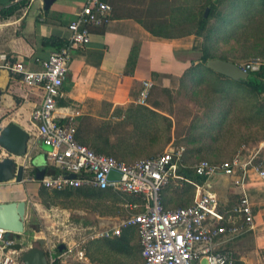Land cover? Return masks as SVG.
Segmentation results:
<instances>
[{"label": "crops", "instance_id": "1", "mask_svg": "<svg viewBox=\"0 0 264 264\" xmlns=\"http://www.w3.org/2000/svg\"><path fill=\"white\" fill-rule=\"evenodd\" d=\"M102 1L113 8L110 21L92 27L91 43L85 49L73 52L63 96L57 105L56 114L62 123L74 120L77 125L84 123L85 126L87 124L92 126L94 129H90L91 131L96 129L101 131L103 128L101 134L113 146L110 153L123 159L140 157V154L145 152L146 145L143 144L145 139L141 141L136 132L144 119V108L135 104L143 82L151 80L155 85L153 91L157 89L171 94L174 96L173 101H176L172 105L174 110L171 111L161 109L157 102L150 103L146 108L147 112L162 115L172 122L171 142L176 139L189 144L210 141L199 138L204 135L201 131H190L191 122L196 116L198 117L196 119H217L220 121L218 127L224 125L230 127L225 131L207 132L210 135H225L229 137L226 142H243L248 139L246 137L251 135L250 132L244 133L232 128L238 126L234 124L235 112H239L237 120L243 123L247 120L250 122L248 125L253 124L251 113L257 120L261 114L253 113L255 105L246 104L244 98L242 101L240 99L235 101V97L245 96L243 91L233 87L185 89L179 86L187 72L203 65V43L200 36L201 0ZM85 2L86 0H57L49 10H45L43 0H16L6 7L20 4L17 13L9 19L0 17V52L24 60L29 70H40L43 62L56 51L55 47L45 45L44 42L52 37L68 42L71 36L69 25L77 18ZM0 90L2 91L0 131L13 123L19 125L31 135L29 151L33 147L37 153L42 152L43 147L47 150L44 151L47 157L49 148L37 138L32 121L33 111L42 104V92L25 87L20 78L2 69ZM198 93L215 96L218 102L198 103L195 97ZM168 104L170 105V99ZM133 107L135 108L132 109ZM199 110L202 113H196ZM130 126L132 132H129ZM237 135L243 137L235 139ZM117 147H120V150H117ZM123 147L128 148L125 157L120 155ZM186 152L187 150L184 159ZM35 156L36 153L31 157L28 152L26 157L17 161L27 164L30 160L31 165V160L35 159ZM6 157L8 154L2 155V158ZM47 173L52 172L47 169ZM33 174L35 175L34 171ZM242 174L239 172L236 176L219 175L215 180L207 179L202 185L205 192L217 194L222 210L233 209L239 204L241 197L242 190L235 184ZM245 188L253 205L256 228L254 230L245 228L238 236L231 233L220 236L215 242V248L230 252L236 264H264V179L252 165L248 167ZM23 200L26 199L22 196L16 199L8 191L0 192V203ZM25 232L17 237L23 254L31 247V245L28 248L24 247ZM125 232L129 237L127 251L120 253L111 249L110 241L119 239ZM52 234L44 239L45 250L48 256V251H52L53 257L57 259L56 264H93L82 246L83 240L79 242L70 235L68 240L63 242L61 237L64 235L59 234L57 237ZM122 235L110 238L93 235L91 238L100 239L102 242H98V245L111 252L129 257L133 256L135 246L139 260L144 264L137 228H126ZM37 237L42 238V234L35 238ZM60 246L62 249L58 251Z\"/></svg>", "mask_w": 264, "mask_h": 264}, {"label": "built area", "instance_id": "2", "mask_svg": "<svg viewBox=\"0 0 264 264\" xmlns=\"http://www.w3.org/2000/svg\"><path fill=\"white\" fill-rule=\"evenodd\" d=\"M112 11V6L102 0H86L77 18L69 25L71 36L68 45L52 52L40 70H29L24 60L0 52V69L20 78L25 87L42 92V104L33 111L32 121L37 138L49 148L47 167L54 168L56 172L47 173L41 181L33 175L30 181L39 182L43 188L53 192L111 189L142 197V205H123L132 212L131 215L94 236L120 237L124 229L136 227L144 264H236L230 252L215 248V242L227 233L238 236L245 228H256L253 205L245 188L251 161L243 162L241 156L237 155L222 163L201 160L192 167L197 176L206 179L243 173L235 184L242 193L239 204L233 209L222 210L217 194L205 192L203 185L188 180L197 189L193 204L168 209L163 204L162 192L171 183L186 180L180 174L181 167L189 168L183 164L185 147L170 148L156 157L126 163L81 144L76 138V121L62 123L56 114L73 52L85 49L91 43V28L109 22ZM238 66L249 75L259 72L264 60L256 58ZM154 86L151 80L143 82L136 101L138 105H148ZM5 153L8 154L3 150V155ZM254 167L264 179V170ZM112 172L119 177L110 179ZM72 174L74 178L70 177ZM58 225L65 226L61 222L53 226L52 235H64L61 237L64 242L71 233L61 231ZM11 234L0 229V264H24L23 248ZM48 252L49 264H56L57 259L53 257L52 251Z\"/></svg>", "mask_w": 264, "mask_h": 264}, {"label": "rangeland", "instance_id": "3", "mask_svg": "<svg viewBox=\"0 0 264 264\" xmlns=\"http://www.w3.org/2000/svg\"><path fill=\"white\" fill-rule=\"evenodd\" d=\"M221 0H201V16H205L207 10H209L207 18H210V27H214V32L208 34L207 31L201 32V38L203 43V49L207 48L209 56L220 58L224 57L229 61L242 65L250 60L261 58L264 60V15L262 13L252 14L250 10L259 9L258 7L248 8V0H224L221 4ZM210 3L216 4L217 7H209ZM226 3V4H225ZM225 4V5H224ZM249 11V14H248ZM257 12V11H252ZM261 20V21H260ZM200 73H204V76L200 79L202 81L197 82V88H225L231 86L229 81H224L217 76L209 73L205 69V65H202ZM199 79V80H200ZM220 81V82H219ZM179 86L181 88L189 89L194 87L195 83L191 82V79L185 78L180 81ZM178 95H176L177 99ZM189 97L188 95L186 96ZM198 103L218 102L215 96H211L203 93L195 95ZM174 96L167 94L164 91L154 90L148 101V105L151 103H159L161 109L174 110L172 106ZM238 99L244 101L246 104H252L255 99L237 96ZM260 104L264 106V94L259 96ZM162 99V100H161ZM170 99V105L168 100ZM175 99V100H176ZM183 102V100H181ZM135 106L144 108L143 118L146 120L145 126L137 130L136 134L139 139H145L143 144H146V150L140 154V157L132 158H120L110 153L125 162H134L137 160L148 159L159 154L164 153L171 148L185 147L187 152L183 164L189 168L195 166L200 160H209L215 163H221L230 158L241 156L243 162H252V166H256L264 170V114L260 115V118L254 119L253 124L250 122H240L238 115L239 112L234 114V124L238 125L232 127L234 130L243 131L244 133L250 132L246 141L243 142H226L229 137L225 135H210L207 132L210 131H225L230 127L227 125L218 127L220 122L217 119L208 120L207 118L195 119L191 122V132L201 131L202 135L199 137L203 140H210L215 142H201L195 144H189L188 142L176 139L170 141V130L172 122L158 114H151L146 111L148 106L138 105ZM133 107L132 109H134ZM145 110V111H144ZM252 110V109H251ZM202 113L201 110L196 113ZM200 118V117H199ZM216 121V122H215ZM229 122V121H228ZM93 124V123H92ZM143 123H141L142 125ZM213 126L211 127V125ZM259 124V125H258ZM144 125V124H143ZM246 125V126H243ZM88 129H94L87 124ZM129 132H132L130 126ZM189 131V132H190ZM207 134V135H206ZM243 136L237 135L234 138H241ZM262 141V142H261ZM94 149L90 144L88 145ZM42 152H36L33 147L29 153L31 157L35 156V162L39 166H47L48 161L44 151L45 148L41 147ZM209 155H216L217 157H210ZM20 160V159H18ZM20 162L26 168V174L22 183H17L16 180L9 181L7 183L0 184V192L8 191L14 198H25L27 202V215H26V232L24 235V247L28 248L29 245H34L35 238L40 233L42 238L46 239L51 236L53 232L52 227L57 226L59 222L64 223L65 226H59L61 231L67 230L71 233L77 241H84L82 245L86 250V255L91 257L93 264H142L139 260V256L136 250L133 249V256H125L123 254H117L111 252L109 249L102 245H98V240H94L91 237L97 233L103 232L112 228L120 223V221L132 212L127 211L120 204V196H109L106 200L91 199L85 197H72L65 198L63 196L57 198L54 196L53 191L48 192V200L51 203L46 205L43 203L40 197V191L42 187L35 181H30L33 177V168L30 165V160L27 164ZM182 168V167H181ZM181 170V169H180ZM219 176V175H218ZM217 176L212 177L215 180ZM196 187H192L184 181H175L170 187L164 190V200L170 209H176L192 204L196 196ZM21 194H20V193ZM169 202V203H168ZM45 237V238H44ZM27 251V250H26Z\"/></svg>", "mask_w": 264, "mask_h": 264}, {"label": "trees", "instance_id": "4", "mask_svg": "<svg viewBox=\"0 0 264 264\" xmlns=\"http://www.w3.org/2000/svg\"><path fill=\"white\" fill-rule=\"evenodd\" d=\"M220 2H221V4H223L224 0H221ZM245 3H247V0L245 1ZM210 6L217 7L216 4H214V3H210L209 7ZM247 6L249 9L252 6L259 8V9H252V11H257V12H252L250 10L251 15L254 13L255 14L262 13L264 15V0H248ZM20 7H21L20 4H13L9 7H3L0 9V17L4 18V19H9L10 17L14 16L17 13V11L20 9ZM248 14H249V11H248ZM209 20H210V18H206L204 15L201 17L200 36H201V32L203 30L207 31L208 34H211L214 32V27L209 26V23H210ZM44 43H45V45H50V46L55 47L56 50H59V49L68 45V42H64V41L60 40L59 38H55V37H52V38L46 40ZM213 59L228 60L224 57H220V58H216L214 56L210 57L208 49L204 48L203 49L202 62L205 65L206 71L217 76V79L219 78L220 81L221 80L229 81V84H231V86H227L225 88L233 87V88L239 89V90L243 91V93H245V97H248V98L252 97L253 99H255L254 102L252 103L253 105H255V109L252 112L255 114H257V113L258 114H264V106L260 104L261 102H260V98H259L260 95L264 94V66L261 68V70L259 72L250 73L247 80H245V81H234L228 77H225V76L209 69L206 66L207 62L209 60H213ZM198 67L195 70L191 69L184 76L185 78L189 77V79H191V82L195 83L194 87H196V88H197V85H196L197 82L202 81L203 79H200V78L204 76V73H200V71H199L202 69V66L201 67L198 66ZM236 99H238V98L235 97V101H236ZM141 123H143L144 125L143 124L140 125L139 128H144V127L148 126V124L145 126V124H146L145 119H143ZM102 131H103V128L101 129V131L100 130L98 131V129L91 131L90 129H88L87 126L84 125V123H80V124H78L76 138L81 144H84V145L91 144V146L94 148V150L97 153L108 155V154H110L111 150L113 149V146H111L109 140L104 138L103 134H101ZM142 140L143 139H141V141ZM117 150H120V147H117ZM127 150H128V148H126V147L122 148V152L120 151L121 157H125L124 154L128 153ZM213 163H215V162H213ZM47 169L49 171H51L52 173L56 172V170L54 168H47ZM180 174L186 180H180L179 182L184 181V183H186L192 187H195V186L193 184L189 183L188 181H192L196 184L202 185L207 180L206 178H202V177L197 176L194 173V170L192 168H181ZM171 185H172V183L169 186H167L164 190H166ZM164 190L162 192L163 204L166 206V208H169L166 205L165 200H164V195H163ZM47 191H49V190L42 187V189L40 191V197H41L44 204L50 205L51 203L49 202L50 200H48V197H47L48 192ZM54 196L57 198H59L61 196L65 197V198H72V197L77 196V197H85V198L98 199V200H106L109 196H120L121 197L120 204L122 205V207H124L123 205H125L126 203H138L141 205L144 203L143 198L140 196L126 195V194H123V193H120V192H117V191H114L111 189L105 190V191H100V190H96V189L86 188V189H77V190H67V191H63V192L54 191ZM11 235H12V237H15V238L19 237V235H16V234H11ZM128 238H129L128 234H127V232H125V233H123V235L119 239L114 240V241H110L109 247H111V249H113L117 252H120V253L125 252L129 248Z\"/></svg>", "mask_w": 264, "mask_h": 264}, {"label": "water", "instance_id": "5", "mask_svg": "<svg viewBox=\"0 0 264 264\" xmlns=\"http://www.w3.org/2000/svg\"><path fill=\"white\" fill-rule=\"evenodd\" d=\"M16 0H0V8L6 7ZM57 0H43L45 10H49ZM209 10L206 11L207 18ZM207 67L234 81H245L249 75L243 72L239 66L233 62L222 59H213L207 62ZM2 91L0 90V104ZM31 135L28 131L17 124H10L0 131V184L16 180L17 183L24 181L26 168L19 164L17 159H22L28 155ZM3 150L8 153V157L2 158ZM31 165L38 181L44 179L47 173L45 166H39L35 159L31 160ZM74 178L75 175H70ZM119 175L112 172L110 179H116ZM27 202L14 201L0 203V229L9 233L21 235L26 230ZM46 242L43 238L36 240L28 251L22 255L24 264H49L48 253L45 250ZM62 249L59 247L58 251Z\"/></svg>", "mask_w": 264, "mask_h": 264}]
</instances>
